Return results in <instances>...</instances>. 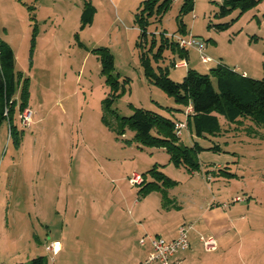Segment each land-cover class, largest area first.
<instances>
[{"label": "rangeland", "instance_id": "374dc122", "mask_svg": "<svg viewBox=\"0 0 264 264\" xmlns=\"http://www.w3.org/2000/svg\"><path fill=\"white\" fill-rule=\"evenodd\" d=\"M86 1L95 12L92 22L81 26ZM139 1L0 0V40L13 49L15 71L27 78V106L32 111L30 125L22 127L17 104L14 133L7 121L0 127V264H30L36 256H43L45 264H113L115 239L108 229L116 222L115 212L120 211L123 225L142 213L141 203H134L148 195L140 194L141 184L132 186L128 178L137 172L151 180L149 170L154 167L175 181L162 186L167 197H187L185 192L194 185L199 201L208 193L205 200L215 204L218 199H210L212 195L226 189L230 207L248 205L249 215L264 216V125L249 118L228 122L219 115L220 128L214 133L195 136L187 126L179 143L202 147L196 170L174 165L166 150L139 144L135 131L120 125V118L135 107L181 117L173 108L180 105L144 74L141 50L147 51L154 70L168 65L174 81L186 73V67L170 65L178 51L165 42L161 55L154 56L161 37L172 41L191 33L208 45L212 37L223 51L235 45L255 61L256 78L264 77V0L241 15L235 10L224 17L216 15L222 0H192L193 9L183 11L184 0L172 1L160 16L150 17L147 39L136 47L140 28L134 13ZM226 22L229 27H216ZM100 46L114 57L116 91L106 83L99 57L91 51ZM19 92L20 87L17 99ZM110 93L113 101L104 103ZM214 146L221 149L210 148ZM223 170L233 175L220 174ZM160 192L145 199L148 212L159 206ZM175 209L162 213L163 234L179 218ZM138 218L134 224L139 235L142 226L152 232L160 220L154 212L149 219ZM246 238L264 253V228ZM55 240L62 248L52 254L45 245ZM131 242L137 239L132 236ZM258 258L256 264H264V254ZM231 260L240 264L237 254Z\"/></svg>", "mask_w": 264, "mask_h": 264}, {"label": "trees", "instance_id": "16d2710c", "mask_svg": "<svg viewBox=\"0 0 264 264\" xmlns=\"http://www.w3.org/2000/svg\"><path fill=\"white\" fill-rule=\"evenodd\" d=\"M173 0H142L134 13V21L140 28L139 41L136 47H140L142 41H146L147 25L153 14L160 16L169 7ZM261 0H222L216 15L226 16L228 13L237 10L238 15L255 7ZM193 1L184 0L180 11L192 10ZM95 7L86 1L81 11V26L92 22ZM179 29L184 31L181 20L178 21ZM229 22L216 25L219 29L229 27ZM163 42L170 48L178 51V59L173 58L170 65L175 64L185 56L186 49L179 47L177 42L166 36L161 37V44L154 56H160ZM155 39H152L151 48ZM92 52L99 57L101 71L105 75L106 83L116 91L118 81L113 74L114 57L106 46L93 48ZM142 64L144 74L148 82L160 87L167 96H171L175 103L180 105L176 110L183 113L187 105H191L192 112L185 115L187 126H189L195 136H202L204 133H214L220 128L219 115L228 122L239 121L240 118H249L257 124L264 125V77L253 78L229 68L225 64H218L211 67L207 72L201 73L192 68H188L181 81H174L168 75L169 66H158L154 70L149 64L147 51H142ZM15 56L11 46L0 40V127L7 121L10 134L14 133L16 125L13 123L15 107L18 104L19 113L27 106L28 85L27 78H23L21 73L15 71ZM20 87L19 97L16 93ZM104 103L113 101V93H110ZM132 114L120 118V125L123 129L128 127L135 131L134 139L143 146L160 147L166 150L169 160L176 166L185 165L190 170L199 168L197 152L202 147L194 142L193 145H181L179 137L174 131V123L178 120L171 119L153 110L142 107H135ZM19 117V116H18ZM20 120V119H19ZM102 121H107L102 117ZM211 148H217L214 146ZM223 173L229 172L223 170ZM152 180H147L142 174L143 181L138 192L146 195L152 190H162V186H171L175 181L163 174L155 167L149 170ZM163 191V190H162ZM14 264H23L20 262ZM30 264H45L43 256H36L31 259Z\"/></svg>", "mask_w": 264, "mask_h": 264}, {"label": "crops", "instance_id": "0c3cea01", "mask_svg": "<svg viewBox=\"0 0 264 264\" xmlns=\"http://www.w3.org/2000/svg\"><path fill=\"white\" fill-rule=\"evenodd\" d=\"M141 1L142 0H140L139 3ZM210 40L212 41V45L206 44L205 48L207 52L206 55L211 60L207 63H203L200 59L201 57H196L195 54H198V52L195 49H188V51H186L185 53V56L183 57L187 64L186 69L192 68V70L195 69L198 72H201L202 70L204 72L201 73H205L211 67H214L218 64H225L229 68L241 73L242 75L256 78L255 61L251 59L249 53H243V50L236 48L235 45L232 46V49L223 51L219 48L218 41L216 39L211 37ZM234 42L235 40L233 41V43ZM180 68L185 67L183 66ZM173 108L176 110L177 107ZM185 118L186 117L181 110V117H176L173 119L176 121L185 120ZM188 128L190 129L189 132H191V128L189 126ZM219 149L221 148H216V150ZM221 166L222 164H217V167ZM191 172L193 174V172L195 171ZM220 174H224L227 176L233 175L231 172H229V174H225L223 173V171H220ZM197 189L198 188H195L194 185L189 186V189H187V191L185 192L188 196L185 197L183 195L181 198L179 195L174 197H167V191L165 189H162L163 191L161 190L162 193L157 189L156 191L161 193L160 203L159 206L155 207V210L152 212L160 216V220L159 222H157V224L152 225V227H155L153 228L155 230H153L152 232H149L142 226V229L140 231V233L142 234L139 235L134 223L135 220L140 219L138 218L139 216L144 220L151 218L152 212H148L145 199L148 198L149 195L152 194V192H154L155 190L147 193V196L144 195L145 197L141 200H135L134 204L136 206L141 203V207L139 210L142 213L139 216L137 215L134 218L130 219V221H124L123 225H120V211L116 210L118 212V214L117 212H115V215L117 216H115L117 223H113V228L108 229L110 230V232L114 233L113 236L115 239L113 244V249L115 251V261L113 262V264H137L143 261L150 251V245H140L138 241L141 236L148 233L150 235L159 236L160 238L162 237L166 240H174V238L178 235V228L183 224H191L192 227L188 232L189 246L185 249H180L177 254H175V260L177 264H232L231 259L232 255L234 254H237L240 264L260 263L257 261L258 259H260L258 257L263 255L264 253H261L260 249H256V244L253 243V245H249L246 236L254 235L255 232L260 231L264 228V216L261 217L257 213L249 215L250 208L248 205L246 207H230L226 202L228 198V195L225 194L226 189H220L215 193V196L212 195L210 199H213L214 197V199H218L215 204H213L211 200H205L208 193H206V195L203 196L204 198L199 201L196 196ZM206 190H209V188H205V191ZM164 198H167V200L164 203H161V201H164ZM174 208H176L175 210H179V218L176 217L177 219L173 224L172 230H170V232L168 233L166 232L165 234H163V221L161 220L162 213L165 209L166 211H173ZM130 214L132 215V212ZM249 216L252 220L259 218V221H261L260 224H256L250 221ZM209 235L213 236L216 240L217 248L214 250V252L205 251L200 239L201 236ZM132 236L137 239V242L135 244L131 242ZM55 241L58 243L57 247L61 250V243L57 240ZM152 264L159 263L154 262Z\"/></svg>", "mask_w": 264, "mask_h": 264}, {"label": "built area", "instance_id": "2783aa9c", "mask_svg": "<svg viewBox=\"0 0 264 264\" xmlns=\"http://www.w3.org/2000/svg\"><path fill=\"white\" fill-rule=\"evenodd\" d=\"M176 1V0H173ZM175 41L179 45L180 48L182 49H195L199 57H201V61L203 63L209 62L211 59L204 54V49H205V43L204 41L191 34L188 33V35L185 36H177L175 37ZM175 67H186L187 64L185 60L179 59L178 61L175 62L174 64ZM192 107L191 105H187L184 111V115H188L191 113ZM19 119H20V124L22 127H28L30 125L31 119H32V111L27 107L20 112L19 114ZM187 127V122L186 120H178L174 123V131L176 136L180 137L182 134V130ZM143 178L141 174L137 172H133L128 180L130 185H139L142 183ZM240 198L236 197L234 200H239ZM192 225L191 224H183L178 228V235L171 240H166L164 238H160L159 236H154L150 234H144L139 238V244L140 245H150V251L147 255V257L137 263V264H152L154 262H158L159 264H177L175 260V254L180 249H185L189 246V241H188V232L191 229ZM203 247L205 251L210 252L213 251L217 248L216 240L213 236H201L200 237ZM58 243L56 241H51L48 244L45 245V250L48 252H51L52 254H55L59 248L57 247Z\"/></svg>", "mask_w": 264, "mask_h": 264}]
</instances>
